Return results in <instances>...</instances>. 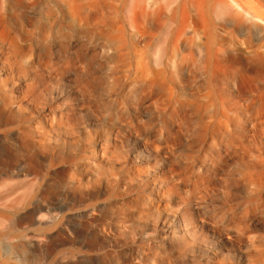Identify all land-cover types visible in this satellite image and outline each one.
I'll return each instance as SVG.
<instances>
[{
	"label": "rangeland",
	"instance_id": "obj_1",
	"mask_svg": "<svg viewBox=\"0 0 264 264\" xmlns=\"http://www.w3.org/2000/svg\"><path fill=\"white\" fill-rule=\"evenodd\" d=\"M207 10L0 3V264H264V38Z\"/></svg>",
	"mask_w": 264,
	"mask_h": 264
},
{
	"label": "bare ground",
	"instance_id": "obj_2",
	"mask_svg": "<svg viewBox=\"0 0 264 264\" xmlns=\"http://www.w3.org/2000/svg\"><path fill=\"white\" fill-rule=\"evenodd\" d=\"M191 1H198L201 6L210 10L211 14L217 19L220 25L244 29L246 33L250 35L264 38V34L258 35L256 31H252V28L259 29L260 27H264V0ZM3 250L7 252L8 255L12 254V251L7 246L4 247Z\"/></svg>",
	"mask_w": 264,
	"mask_h": 264
},
{
	"label": "clouds",
	"instance_id": "obj_3",
	"mask_svg": "<svg viewBox=\"0 0 264 264\" xmlns=\"http://www.w3.org/2000/svg\"><path fill=\"white\" fill-rule=\"evenodd\" d=\"M3 2V0H0V3H2Z\"/></svg>",
	"mask_w": 264,
	"mask_h": 264
}]
</instances>
